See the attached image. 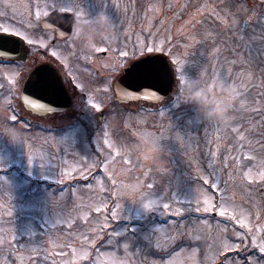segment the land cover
I'll return each mask as SVG.
<instances>
[{"label": "rangeland", "instance_id": "obj_1", "mask_svg": "<svg viewBox=\"0 0 264 264\" xmlns=\"http://www.w3.org/2000/svg\"><path fill=\"white\" fill-rule=\"evenodd\" d=\"M59 1L76 19L103 9L113 21L92 46L69 43L107 50L109 65L168 52L176 86L156 105H116L89 134L22 120L17 67L0 64V264H264L252 243L264 240V3L0 0V29L35 39ZM214 77L238 86L223 120L183 99L185 81ZM152 142L154 160L140 150ZM121 185L155 202L145 210Z\"/></svg>", "mask_w": 264, "mask_h": 264}, {"label": "flooded vegetation", "instance_id": "obj_2", "mask_svg": "<svg viewBox=\"0 0 264 264\" xmlns=\"http://www.w3.org/2000/svg\"><path fill=\"white\" fill-rule=\"evenodd\" d=\"M45 16L46 14L39 19V25L37 24L39 34L35 39H31L29 35L22 36L24 44L21 58H0V64L17 67L15 73L22 75L20 94L29 74L37 66L47 64L49 67L57 69L62 75L69 96L66 108L41 114L34 113L28 110L26 104L22 103L19 98V105L25 111L26 122H29L28 117L37 120L43 119L40 120L42 122H45V119H52V125L60 126L59 122L62 119L69 124L74 123L87 130V133L92 134L91 129L102 126L114 112L116 101L111 87H113L114 79L132 59L128 64L123 59L116 60L111 65L101 62L100 60L107 55L101 57L100 50L89 51L82 48L77 44L78 42L81 44V40L68 42L73 36V32L70 38L62 39L59 34V24L51 28L42 26L41 20ZM57 21L59 23V20ZM70 44H73L71 55L65 58L64 56L69 53ZM39 124L43 123L39 122Z\"/></svg>", "mask_w": 264, "mask_h": 264}, {"label": "water", "instance_id": "obj_3", "mask_svg": "<svg viewBox=\"0 0 264 264\" xmlns=\"http://www.w3.org/2000/svg\"><path fill=\"white\" fill-rule=\"evenodd\" d=\"M53 15L60 18L61 36L66 37L71 31L73 15L59 11H55L50 17ZM50 19L48 17L47 21L49 22ZM22 47L23 43L19 37L0 33V52L7 53L2 57H20ZM173 83V71L167 57L164 54H153L132 62L117 79L115 89L120 101L132 99L159 101L171 92ZM27 85L24 87L22 99L34 112H43V106H53L52 109L63 107L68 102L61 77L57 71H53L47 65L34 69ZM52 88L57 97L54 101L47 99L50 92H53Z\"/></svg>", "mask_w": 264, "mask_h": 264}, {"label": "clouds", "instance_id": "obj_4", "mask_svg": "<svg viewBox=\"0 0 264 264\" xmlns=\"http://www.w3.org/2000/svg\"><path fill=\"white\" fill-rule=\"evenodd\" d=\"M113 31V21L110 16L100 9L95 15L82 12L77 16L74 35L92 46L96 37L111 34ZM238 92V86L231 81H224L219 77H214L205 82L185 81L183 99L195 103L204 110L207 118L212 120H223L228 109L232 106V100ZM142 155L148 159H156L162 149L158 142H152L147 147L141 146ZM119 190L130 199L138 201L141 206L148 210L155 201L146 198V193L142 192L139 185H121Z\"/></svg>", "mask_w": 264, "mask_h": 264}, {"label": "snow or ice", "instance_id": "obj_5", "mask_svg": "<svg viewBox=\"0 0 264 264\" xmlns=\"http://www.w3.org/2000/svg\"><path fill=\"white\" fill-rule=\"evenodd\" d=\"M37 15H39V13H37ZM78 15H79V13H78ZM9 30H10V29L7 28V27H5V28H3V29H0V31H3V32H8ZM13 31H16V30L13 29ZM16 35H21V33H20L19 31H16ZM149 51H151V49H149ZM6 55H7V53H5V52H0V56H6ZM146 71H150V70H146ZM89 103H91V101H89ZM97 107H98V105H97ZM15 118H16V117L14 116L13 119H15ZM7 131H9V132L11 133V130H7ZM262 178H264V177H262ZM213 185H215V184H213ZM215 186H216V185H215ZM205 202H206V204H208V206L204 208V211H205V212H208V211L211 210V204L208 203L207 198L205 199ZM147 207H150V208H151L152 205H148ZM164 207L167 208L168 205H164ZM197 211H200V209L198 208ZM219 214H220L221 216H224V215L226 214V209L223 208V207H221V208L219 209ZM238 222H239V221H238ZM237 235H239V234L237 233ZM252 243L258 248V250H259V252H260L261 254H264V240H262L259 244H256L255 238H253ZM157 247H159V245H157ZM237 247H238V245H237Z\"/></svg>", "mask_w": 264, "mask_h": 264}, {"label": "trees", "instance_id": "obj_6", "mask_svg": "<svg viewBox=\"0 0 264 264\" xmlns=\"http://www.w3.org/2000/svg\"><path fill=\"white\" fill-rule=\"evenodd\" d=\"M63 2V1H62ZM62 2L60 3V6H62Z\"/></svg>", "mask_w": 264, "mask_h": 264}]
</instances>
